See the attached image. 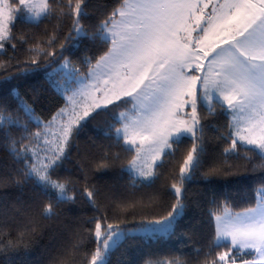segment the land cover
<instances>
[{"label":"snow or ice","instance_id":"obj_1","mask_svg":"<svg viewBox=\"0 0 264 264\" xmlns=\"http://www.w3.org/2000/svg\"><path fill=\"white\" fill-rule=\"evenodd\" d=\"M8 48L13 55L0 60L2 264H16L45 232L56 253L50 264H76L69 257L81 236L95 244L83 264H110L122 241L174 236L184 237L186 254L143 264H264V0H0V53ZM41 67L51 68L45 91L65 101L50 119L39 88L29 95L12 83ZM221 115L224 131L209 137ZM98 120L102 135H93ZM235 176L257 185L239 212L230 197L193 188L197 178ZM138 206L148 211L137 221L129 209Z\"/></svg>","mask_w":264,"mask_h":264},{"label":"trees","instance_id":"obj_2","mask_svg":"<svg viewBox=\"0 0 264 264\" xmlns=\"http://www.w3.org/2000/svg\"><path fill=\"white\" fill-rule=\"evenodd\" d=\"M15 0H12L11 3H14ZM58 21L53 20L51 24L45 25L52 31L55 26H57ZM26 25H18L19 30H25ZM31 31L38 34L41 33V29H31ZM67 27H65V32ZM39 38H43L42 35ZM94 47L95 46H90ZM73 53L82 52V48L73 47ZM13 55L12 49L8 48L5 52L0 53V60H7L9 56ZM21 60L25 59L27 52L21 51L16 53ZM77 58V57H74ZM51 72V68L41 67L35 72H29L26 76L21 77L18 80L13 81V84L22 85L20 91L22 93H27L29 95H35L32 91L33 87L39 88L41 93V110L42 118L50 119L52 115L58 110L59 107H62L65 103L64 97L57 91L48 90L45 91V88L48 84V73ZM52 79L55 80L54 77ZM5 88L4 85H0V90ZM38 115L41 112L37 113ZM103 118H99L102 120ZM229 117L225 115L219 116L213 125H210L208 128V136L215 137L217 135V129L224 131V125L226 124ZM99 120L94 122L93 125L89 126V133L93 135H102L98 127ZM188 141L185 140L184 144H187ZM182 162L179 157L176 158L174 164L171 166V170L165 172V176L170 177L172 174L178 171L179 163ZM68 174V173H65ZM129 178V173L126 170L123 173V181H127ZM169 179L162 180L161 183H169ZM256 181L250 177L246 176H235V177H212L208 181L197 180L193 183V188L199 192L204 193H215L218 197H230L231 203L234 206V211H242L245 206L252 204L255 200V189ZM147 191V190H146ZM129 211H135L138 213L135 219L138 221L141 218L139 213L147 212L148 210L142 209L138 206L136 209H129ZM156 214H161L164 209L156 208ZM85 217L91 216V212L83 214ZM200 217L204 221V227L206 230L210 231L212 227L211 221L208 219L204 211L200 212ZM132 219L131 216L128 217ZM45 224L51 223L48 221L44 222ZM88 227V225H85ZM12 237L15 238V232H12ZM75 240L74 236L69 235L66 237ZM80 239L83 241L82 248L79 252H73L69 259L75 260L76 264H83V257L85 254H90L95 250V244L87 237L81 236ZM184 237L174 236L171 238L163 237L160 240L156 239H142L137 237L134 241H122L120 245H117L116 248L112 250L110 256V264H128L130 260H135L136 264H143V261L146 258H165L169 257L171 254L175 253L176 255H184L189 249L185 248L183 245L185 243ZM54 242L50 238V234L45 232V234L37 240L35 243H31L27 251L22 250L16 257V264H50V256L55 255V249L53 247ZM2 264V261H0Z\"/></svg>","mask_w":264,"mask_h":264},{"label":"rangeland","instance_id":"obj_3","mask_svg":"<svg viewBox=\"0 0 264 264\" xmlns=\"http://www.w3.org/2000/svg\"><path fill=\"white\" fill-rule=\"evenodd\" d=\"M9 2L11 3L12 0H9ZM62 76H63L62 73H56V74L53 75V77L55 78V80H61V82H63L62 81Z\"/></svg>","mask_w":264,"mask_h":264}]
</instances>
